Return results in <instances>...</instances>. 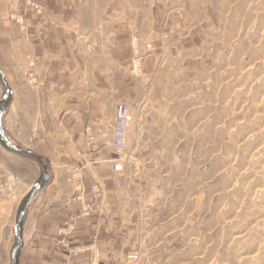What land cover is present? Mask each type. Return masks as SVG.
I'll return each instance as SVG.
<instances>
[{"label": "rangeland", "instance_id": "obj_1", "mask_svg": "<svg viewBox=\"0 0 264 264\" xmlns=\"http://www.w3.org/2000/svg\"><path fill=\"white\" fill-rule=\"evenodd\" d=\"M8 3L0 20L11 75L0 76L8 136L19 149L40 150L50 124L66 119L75 128L85 114L84 165L65 156L76 197L86 190L82 170L112 171L110 180L92 181L90 192L98 185L103 195L84 212L103 204L102 251L95 248L97 259L89 251L91 264H133V252L141 255L135 264H264V106L254 107L264 96V0ZM55 5L74 12L63 28L47 13ZM94 101L103 117L95 123ZM114 104L132 118L123 151L115 148ZM103 142L112 159L96 155ZM33 152L20 154L31 161L0 148V170H49ZM7 180L0 232L10 225L11 200L24 193L16 176Z\"/></svg>", "mask_w": 264, "mask_h": 264}, {"label": "crops", "instance_id": "obj_2", "mask_svg": "<svg viewBox=\"0 0 264 264\" xmlns=\"http://www.w3.org/2000/svg\"><path fill=\"white\" fill-rule=\"evenodd\" d=\"M8 2L9 0H0V20L6 13ZM54 7L50 9L51 13L49 10L47 13L52 16H59L60 28H63V25L67 23L68 15L74 14V12L64 6L61 9L57 5ZM123 22L125 23V21L119 23ZM2 24L0 22V31L4 30ZM5 61L6 58H3L0 52V76L3 78L6 75L9 79L11 75L4 67ZM20 61H23V56H20ZM18 71L23 72L20 69ZM11 89V94L12 92L14 95L17 94L14 88ZM77 109L84 112V103L82 107ZM90 109V122L95 123L103 118L100 112V103L92 102ZM2 114L0 115L1 138L5 137V139L3 138L4 143L8 144L12 151L4 147L1 139L0 148L12 156L31 161V158H22L21 156H32L33 151H35L40 156L39 158L42 157L48 162L50 169L0 170V182L9 179L10 174H12L23 183L22 190L24 192L19 202H12L11 200L8 206L10 214L4 216V221H8L10 225L3 226L0 232V257H2L0 264H91L89 251L93 248H97L98 251L101 250L103 233L100 214H102L103 204L92 208V212L87 216L84 212L86 207H92L90 205L94 203L93 195L90 192L92 181H96L100 177H103L104 180H110L112 171L102 170L101 167L98 170H82L86 190L83 199L76 197V182L72 179L73 170L64 168L68 161L65 156L68 152L74 153L73 157L84 165L86 156L85 114L80 118L82 122H79V117L77 118L75 128H73V123L63 124L66 119L61 120L59 125L50 124L47 140L40 150L29 147L19 149L16 141L10 138L6 132L4 113ZM116 114L117 106L114 104L111 116L115 117ZM26 127L29 130L33 128L31 123L27 124ZM69 129L70 137H74L72 140H69ZM99 145L100 149L96 155L105 161L112 159L110 146L105 142ZM18 238L20 239L19 242H17ZM62 239H65L73 248L89 245L93 247H88L87 252L84 250L80 255L74 257L61 245ZM115 254L117 256L118 252L114 251L113 255Z\"/></svg>", "mask_w": 264, "mask_h": 264}, {"label": "built area", "instance_id": "obj_3", "mask_svg": "<svg viewBox=\"0 0 264 264\" xmlns=\"http://www.w3.org/2000/svg\"><path fill=\"white\" fill-rule=\"evenodd\" d=\"M132 122L131 113L126 105H121L117 110V131L115 138V148L118 151H123L129 147L127 133L129 126ZM117 169V168H116ZM91 192L94 197V200L99 201L102 198V191L98 185H92ZM61 245L66 248L71 256L77 257L84 250L71 248V245L66 241H61ZM91 252L94 255V258L97 259L98 252L93 248ZM129 262L135 264L141 262V255L137 252H133L128 256ZM99 263V262H98Z\"/></svg>", "mask_w": 264, "mask_h": 264}, {"label": "bare ground", "instance_id": "obj_4", "mask_svg": "<svg viewBox=\"0 0 264 264\" xmlns=\"http://www.w3.org/2000/svg\"><path fill=\"white\" fill-rule=\"evenodd\" d=\"M260 41V40H259ZM250 81V80H249ZM251 82V81H250ZM260 82V81H259ZM264 82V80L262 81V83ZM262 87V86H261ZM245 90V89H244ZM241 96V95H240ZM257 98V97H256ZM264 106V96L260 99V100H258V101H256L255 103H254V107L255 108H259L260 106ZM240 114V113H239ZM259 120V119H258ZM260 121V120H259ZM260 123V122H259ZM235 125V124H234ZM237 134H238V132H237ZM248 136V135H247ZM257 136V135H256ZM258 137V136H257ZM263 137V136H262ZM254 138V137H253ZM259 142V141H258ZM257 142V143H258ZM262 144H263V142H262ZM264 150V149H263ZM252 153V152H251ZM257 157V156H256ZM255 158V157H254ZM245 162H247V161H245ZM262 173H264V171L262 172ZM260 177V176H259ZM261 178V177H260ZM238 179V178H237ZM258 179V178H257ZM261 180H262V178H261ZM236 181V180H235ZM239 188V187H238ZM261 193H259V195H260ZM251 197H253V196H251ZM254 198V197H253ZM258 198V197H257ZM260 198V197H259ZM248 200V199H247ZM261 203H260V205H262V206H264V197L262 198L261 197ZM247 202V201H246ZM243 202H241V204H242ZM259 203V202H258ZM254 204H255V202H254ZM253 204V205H254ZM250 205V204H249ZM258 205V204H257ZM240 206V205H239ZM246 206V205H245ZM257 209V208H256ZM248 211V210H247ZM246 211V212H247ZM258 210H256V212H257ZM248 213V212H247ZM262 214H263V212H262ZM240 216V215H239ZM240 217H242V216H240ZM245 218H247L246 216H245ZM260 219H261V221H263L264 222V214L263 215H261L260 214V217H259ZM237 219H239V218H237ZM246 220V219H245ZM248 220V219H247ZM253 220V219H252ZM235 221V220H234ZM239 222H241V221H239ZM248 222V221H247ZM235 224H236V222H234ZM242 223H243V221H242ZM241 223V224H242ZM245 223V222H244ZM239 224V223H238ZM229 225V224H228ZM237 225V224H236ZM261 225H262V222H261ZM241 226V225H240ZM243 226V225H242ZM245 226H246V224H245ZM259 226V225H258ZM226 228V227H225ZM231 228V227H230ZM244 228V227H243ZM258 228V227H257ZM260 228H261V226H260ZM264 230V229H263ZM237 231V230H236ZM236 231H234V233H236ZM238 231H239V229H238ZM245 231V230H244ZM218 232V231H217ZM243 232V231H242ZM227 233V232H226ZM241 233V232H240ZM231 234V233H230ZM237 234V233H236ZM235 234V235H236ZM259 234V233H258ZM263 236H264V234H263ZM261 239V238H260ZM262 240V239H261ZM262 243H263V241H262ZM250 244V243H249ZM261 244V243H260ZM261 246V245H260ZM263 247V246H262ZM259 248V247H258ZM263 249V248H262ZM244 251V250H243ZM250 251V250H249ZM244 253V252H243ZM252 253V252H251ZM243 257L246 255V253H244V254H241ZM254 259V258H253ZM245 261H246V259H245ZM254 261V260H253ZM247 262H248V260H247ZM249 262H251V260L249 259Z\"/></svg>", "mask_w": 264, "mask_h": 264}]
</instances>
